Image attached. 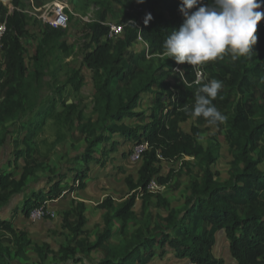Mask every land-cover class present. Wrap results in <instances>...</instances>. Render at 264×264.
<instances>
[{
	"label": "trees",
	"instance_id": "16d2710c",
	"mask_svg": "<svg viewBox=\"0 0 264 264\" xmlns=\"http://www.w3.org/2000/svg\"><path fill=\"white\" fill-rule=\"evenodd\" d=\"M124 1L118 21L123 26V33L113 39L108 37L109 26L105 24L107 16L116 11L113 1L88 0L97 5V10L94 20L84 22L90 38L84 61L93 71V108L98 117L94 122L89 119L81 124L80 131L85 134L86 147L73 159H80L85 165L93 160L96 145L109 137L105 132L117 133L124 138L138 137L137 141L147 146L142 150L137 179L127 178L131 192L129 196L115 209L109 196L99 203L100 207L106 208L103 215L106 227L94 243L83 245L82 241H77V245L82 250L101 247L104 256L100 264L142 263L144 254L148 262L156 254L163 256L169 251H173L177 258H186L193 264H223L222 259L214 256L212 246L216 232L224 229L230 254L237 264H264V169L259 167L264 161V89L252 88L254 77L264 84V27L258 23V40L250 56L232 61L231 55L225 54L223 59L202 65L205 69L203 73H208L204 80L197 76L201 68L187 63L177 64L174 59L164 55L163 42L173 29L178 30L184 22L179 11L181 0H144L143 3H137V0ZM9 2L13 5L12 10L9 9V3L0 0V23H5L0 41V126L22 108V82L26 74L20 38L27 33V15L22 10V0ZM204 2L210 3L211 0ZM148 13L153 18L145 24ZM64 32L63 27L44 23L34 55L35 70L40 68L47 48L56 47L68 53L66 43L61 41ZM139 34L147 43V49L134 53L130 47ZM197 79L201 83L211 79L223 82L220 90L223 97L213 101L227 117L223 127L232 155L228 176L223 180L217 179L211 169L218 156L217 147L213 144L205 147L198 140L197 126H192L191 132L180 127V122L191 117L186 114L185 106L191 110L195 103V92L200 86L196 83ZM68 80L74 88H79L80 79L76 75ZM154 85L161 88L155 90ZM145 93L154 95L149 121L138 127L124 123V117L142 114L135 109ZM222 98L223 102L220 103ZM62 105L66 109V120L72 123L71 112L76 108L75 101H63ZM54 108L55 104L52 103L47 109L41 110L38 121L26 127L22 139L25 149L16 152V157L24 156L19 177L0 172V207L13 194L24 191L28 180L33 177L35 162L30 155L32 147L28 140ZM60 115L55 116L59 119ZM181 156L197 159L200 174L199 178L191 177L190 195L183 208L171 207L165 216H157L155 223L140 222L129 234L127 223L135 216L133 205L136 195L142 193L144 208L154 195L153 191L148 190L150 181L156 179L159 184H165L170 180V174L163 175L160 165L156 164L159 157L169 161ZM76 175L78 182L75 186L84 187V171L78 169ZM58 177L57 181L51 180L48 190L31 191L23 198V210L27 215L35 206L43 205L45 199L59 196L64 175ZM84 209V204L79 202L75 210L77 224L71 227L67 212L63 217L64 225L73 230L80 228L86 222ZM113 219L121 221L119 232L124 237L118 245L109 247L104 242L112 234ZM2 231L11 235L9 240L14 249L4 245L0 236V264H12L9 259L11 252L20 255L24 247L31 244V240L25 231H17L11 220L0 216ZM34 250L39 260H44L48 252H53L47 243L34 244ZM58 251L62 253V263L50 264H65L66 259L74 258L76 254L71 245L60 247Z\"/></svg>",
	"mask_w": 264,
	"mask_h": 264
},
{
	"label": "rangeland",
	"instance_id": "374dc122",
	"mask_svg": "<svg viewBox=\"0 0 264 264\" xmlns=\"http://www.w3.org/2000/svg\"><path fill=\"white\" fill-rule=\"evenodd\" d=\"M112 1L116 11L110 13L105 21L108 24H118L121 17L119 11L125 1ZM4 2L9 3L10 10L13 9L9 0ZM22 2V10L27 15V33L20 38L26 66V74L22 82V108L14 114L12 119L0 126V172L12 173L16 178L19 177L24 166V156L16 157V152L18 149H25L22 139L26 133V127L30 123L37 122L38 113L54 103L55 108L52 114L46 115L44 123L28 140L32 147L30 155L35 162L34 175L28 180L21 197L24 198L31 191L48 190L51 180L57 181L60 174L64 175V178L60 183L61 191L58 197L45 199L43 205L35 206L27 218H23L20 214L15 215L18 228L30 227L26 234L31 244L26 245L20 255L16 256L12 251L9 259L12 264L62 263V253L58 250L60 247L71 245L75 248L76 254L74 258L66 259L65 264H100L104 250L101 247L82 250L77 245V241H82L83 245L88 242L94 243L106 227L103 219L106 208L100 207L99 203L109 196L115 209L121 206L129 196L131 192L127 178L130 176L136 180L138 177V168L142 163L143 143L137 141L138 137L124 138L117 133L105 132V135L109 137L96 145L92 154L93 160L85 165L82 160L73 159V156L80 155L86 147L85 134L80 131L81 124L89 119L94 122L98 117V113L93 108L95 96L93 71L84 61L85 51L90 43L84 23L90 21L84 18L89 17L90 11L95 18L97 5L88 0H22ZM48 21H55L65 29L61 41L66 43L68 53L56 47L47 48L40 68L35 70L34 55L42 37L44 23ZM130 49L138 53L147 49V43L136 39ZM229 57L234 61L232 56ZM197 68H201L200 78L205 80L208 73H203L205 69L202 65ZM73 75L80 79L77 89L68 82ZM252 81V88L264 89L263 82L257 77H254ZM160 88L159 85H154L155 90ZM151 94L142 95L135 109L142 113L140 116L124 117L122 121L135 127L149 121L148 115L154 102V95ZM220 97H223L221 92L218 93V100ZM63 101L76 103V108L71 112L72 123L65 118L66 109L62 105ZM221 102L223 98L220 99ZM220 107L224 109L222 104ZM59 113L61 115L57 119L55 115ZM194 125L199 128L197 138L205 147L210 144L217 147L218 156L216 162L211 165L216 178L219 180L227 178L232 155L225 139L223 123L210 125L203 117L199 119L190 117L180 122L181 129L186 132H191ZM156 164L160 165L163 175L170 174V180L165 184L157 182L158 187L153 189L148 187L154 195L145 203L144 208L142 193L136 195L133 205L135 216L127 223L129 234L140 222L155 223L157 216H165L171 207L182 209L190 195L191 177H200L198 161L194 157L181 156L169 161L159 157ZM259 167L264 169V161L259 164ZM78 169L85 173L83 182L88 186L87 189L85 186L80 188L75 186L78 182L76 175ZM79 202H82L84 206L87 204L83 211L86 222L80 228L73 230L64 225L63 217L68 212V221L71 227H75L78 219L75 210ZM40 209H43L42 213L35 214ZM9 214V211L5 212V216ZM52 219L57 221L55 229L48 228L44 224L45 221ZM112 225V234L104 242V245L109 247L118 245L124 237L119 232L121 221L113 219ZM0 236L4 245L14 249L13 243L9 240L11 239L9 233L2 231ZM43 243H47L50 251L53 252H48L44 260H39L34 244L42 245ZM228 244L229 241L225 238L220 239L217 244L215 240L212 252L218 259L223 260V264H237L235 259H229ZM153 259L157 263L162 260L159 264L179 262L174 252L169 251L163 256L156 254L148 262L144 254L142 263L133 264H149ZM186 264L190 263L187 261Z\"/></svg>",
	"mask_w": 264,
	"mask_h": 264
},
{
	"label": "clouds",
	"instance_id": "9594fccd",
	"mask_svg": "<svg viewBox=\"0 0 264 264\" xmlns=\"http://www.w3.org/2000/svg\"><path fill=\"white\" fill-rule=\"evenodd\" d=\"M143 2L137 0V3ZM262 3L264 0H211L210 3L181 0L179 11L184 22L163 42L164 55L177 64L193 67L223 59L225 54L234 60L250 56L258 40L257 25L264 19V11H260ZM152 18L151 13L146 14L144 23ZM196 83L200 86L195 92V103L191 110L185 106L186 114L192 118L203 117L210 125L226 122V115L213 103L223 82L211 79L201 83L197 79Z\"/></svg>",
	"mask_w": 264,
	"mask_h": 264
},
{
	"label": "crops",
	"instance_id": "0c3cea01",
	"mask_svg": "<svg viewBox=\"0 0 264 264\" xmlns=\"http://www.w3.org/2000/svg\"><path fill=\"white\" fill-rule=\"evenodd\" d=\"M153 96V94H151ZM85 188L87 189L88 186L85 185ZM24 191L20 192V193H15L13 194L10 198L9 201L3 205L2 207H0V216L3 219H9L12 221L13 227L17 230H23L25 232H28L30 230L29 226H24V227H17V219L15 218V215L17 216L18 214H20L23 218H27L28 215L26 214V212L23 210V195H21ZM22 196V197H21ZM85 202V200H82ZM85 206H87V204H85ZM87 209V208H86ZM88 210V209H87ZM9 211L10 214L9 216H5V212ZM36 221V220H35ZM35 223V222H34ZM44 224L51 229H55L57 226V221L52 219V220H47L44 222ZM219 231V230H218ZM218 231L215 234V240H216V244L219 242V238L221 236V239L225 238L227 239V237H224L222 234L220 235V233H218ZM218 233V234H217ZM219 235V236H218ZM223 236V237H222ZM177 258V257H176ZM179 259L178 263H172V264H186V262L188 261L186 258L184 259ZM159 263H162V260L158 261ZM157 263V261H155L154 259L151 261V263L149 264H159Z\"/></svg>",
	"mask_w": 264,
	"mask_h": 264
},
{
	"label": "built area",
	"instance_id": "2783aa9c",
	"mask_svg": "<svg viewBox=\"0 0 264 264\" xmlns=\"http://www.w3.org/2000/svg\"><path fill=\"white\" fill-rule=\"evenodd\" d=\"M260 11H264V6H263V5H262ZM91 14H92V13H91V11H90V13L88 14L89 17H88V18L86 17V18H84V19L87 20V21H92V20H94L95 18H94L93 15H91ZM48 22H49L52 26H55V27H61V24L59 25V23L57 24V23H55V21H54V22L48 21ZM105 24L109 26L108 37L114 39V38L120 36V35L123 33V26L120 25L119 23H118V24H108V23L105 22ZM260 24L264 27V19H262V20L260 21ZM138 27H140V25H138ZM4 30H5V23H0V41H1V37H2V35H3V33H4ZM138 39L142 40L140 34L138 35ZM0 44H1V42H0ZM200 75H201V71L198 70V71H197V76H198L199 79H200ZM146 146H147V144H146V143H143V149H145ZM143 149H142V150H143ZM155 181H156L155 179H152V180L150 181V183L148 184V187H151L152 189L155 188V187H158V185H157V181H156V182H155ZM42 210H43V209L37 210V211L35 212V214L40 215V214L42 213ZM189 263H190V262H189ZM190 264H192V263H190Z\"/></svg>",
	"mask_w": 264,
	"mask_h": 264
},
{
	"label": "water",
	"instance_id": "95a60500",
	"mask_svg": "<svg viewBox=\"0 0 264 264\" xmlns=\"http://www.w3.org/2000/svg\"><path fill=\"white\" fill-rule=\"evenodd\" d=\"M68 102H70V101H68ZM218 233H220V235L222 234L224 237H226V234H225V231H224V229H220L219 231H218ZM217 233V234H218ZM219 236V235H218ZM219 239H221V236H220V238ZM227 254H228V256H229V259H233V257L231 256V254H230V251L228 250V252H227Z\"/></svg>",
	"mask_w": 264,
	"mask_h": 264
}]
</instances>
